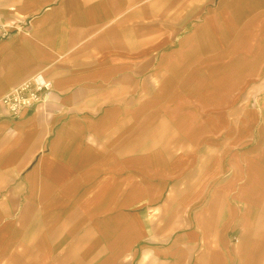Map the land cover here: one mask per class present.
Wrapping results in <instances>:
<instances>
[{
  "label": "crops",
  "instance_id": "crops-1",
  "mask_svg": "<svg viewBox=\"0 0 264 264\" xmlns=\"http://www.w3.org/2000/svg\"><path fill=\"white\" fill-rule=\"evenodd\" d=\"M0 264H264V0H0Z\"/></svg>",
  "mask_w": 264,
  "mask_h": 264
},
{
  "label": "built area",
  "instance_id": "built-area-1",
  "mask_svg": "<svg viewBox=\"0 0 264 264\" xmlns=\"http://www.w3.org/2000/svg\"><path fill=\"white\" fill-rule=\"evenodd\" d=\"M52 93V81L34 76L14 86L1 103L13 118L18 119L25 110L49 102Z\"/></svg>",
  "mask_w": 264,
  "mask_h": 264
}]
</instances>
